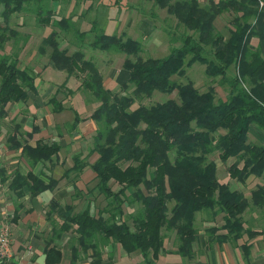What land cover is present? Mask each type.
I'll list each match as a JSON object with an SVG mask.
<instances>
[{
  "label": "trees",
  "instance_id": "1",
  "mask_svg": "<svg viewBox=\"0 0 264 264\" xmlns=\"http://www.w3.org/2000/svg\"><path fill=\"white\" fill-rule=\"evenodd\" d=\"M31 1L0 0V16L5 22H0L2 50L10 37L19 34L9 25L10 17L28 9L26 4ZM44 1L34 2L39 3L36 17L41 25L66 31L73 28L80 44L125 54L123 68L129 72L127 82L119 91H113L105 87L99 66L81 48L70 53L61 45L58 31L53 29L43 40L40 51L51 47L54 65L66 71L68 77H82L81 86L97 102L89 116L78 114L74 125L87 119L97 123L90 152L98 158L91 167L97 174L96 189L108 201L107 217L103 212L94 215L85 210L76 214L69 210L61 229L68 231L76 225L82 246L101 235L120 242L128 253L140 250L155 258L164 245L162 229L173 227L180 239L178 251L189 255L196 238V212L218 207L225 213V228L240 236L241 214L248 200L220 183L212 156L217 154L225 162L236 158L229 166L233 178L245 181L252 174L264 177V143L249 142L251 125L264 131V0H211L206 4L199 0H149L166 8L195 34L182 35V45L173 47L166 56L147 58L141 54L143 45L139 40L125 33L104 32L97 21H91L89 30L79 31L70 23L71 17H56V10ZM120 1H114V5ZM225 12L234 16L228 36L215 24ZM253 40L258 43L255 45ZM195 63L204 64L210 77H220L221 83L229 84L225 99L217 97L214 86L201 91L192 80H178ZM232 68L238 73L230 76ZM36 75L30 68L20 67L16 52L0 54V115L9 103L29 99V91L36 90ZM60 87L68 96L73 93L66 83ZM156 91L170 97L134 106ZM50 102L55 110L65 108L56 97ZM60 150V144L40 140L34 146L23 147L33 165L52 160ZM86 166L88 163L79 155L67 172L79 175ZM111 183L121 188L115 190ZM56 184L57 180L46 181L33 172L18 173L12 183L15 188L29 186L38 192ZM252 198L256 204H264V185L253 190ZM127 203L141 205L131 215L133 224L124 219ZM60 260V249L47 251V263Z\"/></svg>",
  "mask_w": 264,
  "mask_h": 264
},
{
  "label": "crops",
  "instance_id": "2",
  "mask_svg": "<svg viewBox=\"0 0 264 264\" xmlns=\"http://www.w3.org/2000/svg\"><path fill=\"white\" fill-rule=\"evenodd\" d=\"M91 1L84 10L86 14L94 11V0ZM99 1L106 7L103 12H108V7L114 5L113 0H109V4H105V0ZM105 18L111 19L112 23L117 21L107 13ZM142 20L140 26L143 32L138 37L142 35L146 39L144 35L150 32L147 25L149 20ZM126 22L120 29L116 28L115 33L127 32ZM10 46H5L4 50L0 48V54L10 50ZM24 50L26 48L16 51L17 57H21ZM42 54V58H36L35 53L28 57L26 50L24 57H18L22 69L30 68L37 74L36 90L29 91L26 102L9 103L6 112L0 115V228L6 224L10 226L12 251V256L5 264H264V204L258 205L252 198L253 190L264 185V177L252 174L245 181L231 177L229 166L236 161L234 157L226 162L220 158L219 161L215 160L220 183L227 184L248 200V206L241 214L243 232L240 236L225 228V213L218 207L196 212V238L189 255L178 251L180 239L173 227L162 229L164 245L155 258L152 253L140 250L128 253L120 242L101 235L82 246L75 231L76 225L68 231L62 230L69 210L76 214L89 210L94 215L102 212L106 217L109 215L105 213L108 201L96 189L97 174L91 167L98 158L97 154L90 152L97 123L87 119L74 125L78 114L82 118L89 116L97 104L87 111L85 105L79 107L81 104L78 98L82 99V94L78 92L79 95L74 93L68 96L66 90L60 87L67 82L66 87L74 90L70 85L74 75L68 77L65 74L67 72L58 69L52 61H44ZM87 58L94 60L93 56ZM56 70L63 71L61 81L56 78L59 74ZM120 72L121 76L111 72L104 75L105 87L119 91L129 78L125 68ZM54 97L63 103L64 109H54V103L50 102ZM250 134L255 138L253 143H264V131L258 127L252 125ZM39 140L56 142L60 144L61 150L52 160L33 165L24 154L23 147L26 144L34 146ZM79 155L88 166L79 175L68 173V169L75 164V157ZM29 172L46 181L55 179L57 184L41 192L33 191L29 186L20 189L12 185L18 173L27 175ZM136 204H126L125 212L130 224H133L131 215L136 212L135 209L141 208ZM124 219L127 220L126 215ZM53 247L61 250V260L47 263V251Z\"/></svg>",
  "mask_w": 264,
  "mask_h": 264
},
{
  "label": "rangeland",
  "instance_id": "3",
  "mask_svg": "<svg viewBox=\"0 0 264 264\" xmlns=\"http://www.w3.org/2000/svg\"><path fill=\"white\" fill-rule=\"evenodd\" d=\"M76 1L77 0H59L54 2L45 0L43 3L44 5L46 4L47 7L56 10V17H71L70 23L74 25V28H78L79 31L89 29L91 27V21L93 22L94 20L97 21L98 27L102 31L107 33H115L116 28L120 29L121 25H123L127 21L128 25L125 27V30L128 29V31L125 33H128L127 36H132L133 38L137 36L136 39H138L143 45V52L141 54L144 58L166 56L173 47L182 45V35L187 33H193V35L195 34L194 31L188 30L184 24L180 23L178 18L174 14L168 13L166 8H160L158 5L154 4L153 1L121 0L118 4H115L111 7L109 6L108 12H103V8L106 9V7L103 4H100L99 0H94V11L90 12L89 14H86V12L84 13V10L87 9L88 5H90L92 1L83 0L82 3H77L78 1ZM199 1L201 2V4H206L211 0ZM34 2L35 0H32L30 3L26 4L28 9L24 10L21 13H15L10 17L9 25L19 34L17 36L10 37V39L6 41L4 46L12 45L10 46L11 49H8L6 53H13V55H15L16 51L20 52L23 48H26L28 57L35 53V57L39 58V56H41L40 54H42V52L40 51V47L42 46L43 40L49 36L53 29H55L56 31H58L57 38L61 45H63L64 47H68L71 52L81 48L86 54V57L93 56L95 62L102 70L103 75L106 76L111 72L113 74L115 73L116 76H121L120 71L123 70V63L126 58L125 54H116L112 53L111 51L104 52L100 50L99 52L96 49H92V47L87 43L80 44L79 40L74 36L75 32L73 28H70L68 31H66L54 25H41L36 17L39 3ZM104 3L109 4V0H105ZM106 13L110 18H114V20H117L118 22L116 21L115 23H112L111 19L105 18ZM233 17V14L225 12L215 21L217 29L222 31L226 36L229 35V29L233 26L231 22ZM141 19L149 20L147 25L149 24L150 32L148 35H144L146 39L142 35L141 38L138 37L139 33L143 32L140 26L143 22V20L140 21ZM2 21L3 17L0 16V22ZM253 43L256 45L258 42L257 40H253ZM45 47L46 50L42 54L43 60L50 62V53L52 48L49 46ZM26 50H24V52L21 54V57H24ZM18 57H20V55H18ZM57 72L59 74L56 75V78H60V75L63 74V71ZM236 73L238 72L234 68L229 71L230 76H233ZM72 78L73 79H71L70 81V85L74 89L72 90V94H77L78 92H80L83 96L82 99L78 98V101L81 104L78 106L82 107L83 105H85L86 111L87 109L95 107L97 104L96 100L94 99V101V97L92 98L88 91H85V89L81 86L82 77L78 78L73 76ZM61 80L62 78H60V81ZM178 80L184 83L192 80L201 91H205L209 87L214 86L216 88L217 97L223 99L228 96L230 90V86L228 83H221L220 77H210L206 73V66L200 63H195L193 66L187 68L186 75L183 77H179ZM168 97H170L168 94L156 91V93H154L152 97L146 98L142 101H138L134 106H138L139 104H155L157 102H162L168 99ZM174 97L177 98V96ZM66 104L68 105L69 102L67 101ZM254 126L258 127L256 124H253V127ZM258 128L261 129L260 127ZM249 137V141L253 143L255 141L254 136L250 134ZM212 158L219 161V157L217 154H214ZM112 185L116 190L121 188V186L118 184ZM136 205L138 207L141 206L139 203H137ZM135 210L138 211V209ZM125 215L127 217V220H129L127 213Z\"/></svg>",
  "mask_w": 264,
  "mask_h": 264
},
{
  "label": "built area",
  "instance_id": "4",
  "mask_svg": "<svg viewBox=\"0 0 264 264\" xmlns=\"http://www.w3.org/2000/svg\"><path fill=\"white\" fill-rule=\"evenodd\" d=\"M10 232L8 224L0 228V264H5L12 256Z\"/></svg>",
  "mask_w": 264,
  "mask_h": 264
}]
</instances>
